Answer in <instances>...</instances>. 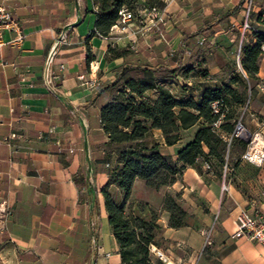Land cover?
<instances>
[{"label": "crops", "instance_id": "1", "mask_svg": "<svg viewBox=\"0 0 264 264\" xmlns=\"http://www.w3.org/2000/svg\"><path fill=\"white\" fill-rule=\"evenodd\" d=\"M0 3L16 25L2 31L0 47V264H121L100 193L108 174L102 169L107 139L99 111L110 100L109 92L101 91L122 62L106 61L104 54L109 45L131 38L133 29L114 28L108 37L88 39L95 28V0ZM182 35H177L180 40ZM258 77L264 80V57ZM89 81L100 87L89 88L84 83ZM257 109L261 119L256 126L264 137V105ZM255 111L252 106L247 110ZM154 134L162 153L180 166L178 147L165 146L160 132ZM240 156L233 152L230 159ZM80 169L93 175L99 217L91 212L93 193L88 197L73 181ZM231 172L230 166L227 180H220L186 168L168 187L180 193L198 226L168 228L163 212L164 252L176 264H264V247L236 236L241 211L264 215V163L240 161ZM139 183L144 195L158 193L155 206L160 209L161 190L153 191L144 181L134 182L131 199L147 201L133 197ZM205 231L211 236L208 246Z\"/></svg>", "mask_w": 264, "mask_h": 264}, {"label": "trees", "instance_id": "2", "mask_svg": "<svg viewBox=\"0 0 264 264\" xmlns=\"http://www.w3.org/2000/svg\"><path fill=\"white\" fill-rule=\"evenodd\" d=\"M245 0L233 9L220 10L208 24L195 32L183 34L180 43L188 38L202 35L212 30L216 24L236 16ZM98 5L94 30L89 34L108 37L118 20L121 8L131 7L135 0H95ZM158 3L163 6L162 2ZM253 28V27H252ZM255 43L241 45L240 66L233 65L226 80L217 81L210 76V84L201 83L198 97L182 96L177 98L171 91L177 77L188 79L194 72V63L182 65L181 59L170 62L152 63L135 55L131 46L109 45L104 54L106 61L122 59L114 70V80L103 91H108L110 100L99 111V123L106 136L102 145L103 163L108 180L100 189L104 208L112 236L118 244L121 264H152L151 248L156 245L155 238L162 237L163 227L158 224V214L147 203L131 199L132 188L136 180L144 181L154 191L171 187L182 177L186 168L194 169L199 175L214 174L222 180L224 166H231L234 172L240 162L230 159L239 147L242 154L247 143L234 138L228 144L216 134L213 124L221 119L220 130L230 135L235 128L240 111L249 107L256 92L251 86L257 81L260 62L264 57V33L253 29ZM196 53V57L200 53ZM88 55V64L92 61ZM182 70V73H180ZM203 78H207L204 73ZM217 107V113L214 112ZM159 131L163 144L167 147L177 146L180 166L171 161L170 156L161 151V144L155 136ZM191 132L185 139L184 134ZM208 166V168H205ZM93 175L88 169H80L73 181L89 197L93 193L91 212L99 217L97 202L98 191L93 184ZM180 193L165 195L161 210L167 213V227L180 229L189 226L191 219L183 207Z\"/></svg>", "mask_w": 264, "mask_h": 264}, {"label": "rangeland", "instance_id": "3", "mask_svg": "<svg viewBox=\"0 0 264 264\" xmlns=\"http://www.w3.org/2000/svg\"><path fill=\"white\" fill-rule=\"evenodd\" d=\"M158 1L162 2L160 0H135L131 7H126L132 13L133 18L130 22L126 23L125 27L130 26L133 29L131 31L133 35L129 39H122L119 44L120 47L130 45L136 53L135 55L149 60L152 63L158 61L167 63L171 61V58L176 61L181 59L183 66L191 62L194 63V72L189 74L188 79L179 76L173 81L172 85L169 84L172 93L177 98H181L182 96H193L197 98L199 85L201 83L210 84V76L214 77L213 79L217 81L226 80L233 65L237 66L235 53L240 43L241 45L242 43L253 45L256 41L254 33L243 31V6H240L236 16L224 20L221 24L214 25L211 31L206 30L198 37L188 38L183 43H180V37L177 36L178 33L189 35L200 27L205 26L220 10L233 9L239 5L240 0H175L167 12L165 11L166 4L162 2L163 6H161ZM152 7H155L157 10L158 14L156 18L148 16V10ZM250 21L253 29L257 32L264 33V0H254V8L250 16ZM119 44L115 45L119 46ZM198 48L201 52L196 57ZM262 49H264V46H262ZM217 69H219V72L212 74ZM180 73H182V70H180ZM204 73L207 78H203ZM256 79L257 81L251 83V86L255 88L256 92L249 105V107L252 106V109L256 111L248 113L247 110L249 107H247V110L244 108L240 111L238 119L242 117V124L246 130L253 134V136L258 134L259 141L264 142V137L259 134L258 127L256 126V123L261 119V117L259 118L257 116V108L264 105V90L258 88V85L261 84L258 73ZM246 134V131L242 132L240 138L242 141H245L243 136ZM190 135L191 132H187L184 134V138L187 139ZM234 149L236 154L237 152L241 153L239 147L234 146ZM102 169L107 170L108 166L103 165ZM143 189L144 185L139 183L136 186L133 197L139 199L144 196L147 198L146 202L140 200H136V202L139 204L147 203V206L158 214L160 220L158 224H161V221L164 219V213L161 208H156L159 200L158 193L151 192L149 195H144ZM175 193L169 188L161 189L163 197L167 194L174 195ZM192 217L189 221V226L195 229L198 226L192 220ZM206 238H208L209 242L211 241L210 232L208 231L204 233V239L206 240ZM155 244L154 247L157 251L163 253L170 259V262L175 263L164 252L165 241L163 236L161 237L160 234L157 235ZM156 253V251H150L151 263L167 264Z\"/></svg>", "mask_w": 264, "mask_h": 264}, {"label": "built area", "instance_id": "4", "mask_svg": "<svg viewBox=\"0 0 264 264\" xmlns=\"http://www.w3.org/2000/svg\"><path fill=\"white\" fill-rule=\"evenodd\" d=\"M164 2L166 5L172 3L175 0H160ZM208 1V0H206ZM254 8V0H245L243 4V22H242V28L243 31H249L253 32V28L251 26L250 16L253 12ZM157 10L155 7H152L148 10V16L151 18L157 17ZM133 18V15L130 11H128L126 8H121L118 11V20L116 24L113 26L112 29L117 30H123L126 26V23L130 22ZM160 19V18H159ZM161 20V19H160ZM16 29L15 22L11 18V12L9 9L2 3H0V47L3 45L2 43V31L3 30H14ZM240 52H241V43L235 53V60L238 66L240 62ZM80 79L84 80V77L81 76ZM86 85H88L91 89H96L100 87V84L95 81H89L84 82ZM258 88L260 90H264V80H261V84L258 85ZM250 103L248 101L247 105ZM247 110V106H246ZM214 112L217 113V107L214 106ZM220 124L221 119H219L216 123L213 124L214 131L216 134L221 135V137L230 144L231 141L234 138H241V132L244 130L247 132L245 136H243L244 140L247 142V147L245 151L240 156V161L249 163L255 166H260L262 163H264V144H260L258 141V134L253 136L242 124V117L238 119L236 122L234 131L227 135L223 133L220 130ZM16 135H12V137H15ZM205 168H208V166H205ZM228 171V168L224 166V174ZM223 188H225L223 186ZM237 224V232L236 236L238 237H245L250 241H254L258 244H260L262 247H264V215L260 214L258 211L254 210L253 212L249 211H241L236 219ZM210 242L208 241V238L205 240V245H209ZM157 252V256L166 262L167 264H175L170 262V259H168L163 253L160 251H157L156 248L153 246L151 248V252Z\"/></svg>", "mask_w": 264, "mask_h": 264}, {"label": "bare ground", "instance_id": "5", "mask_svg": "<svg viewBox=\"0 0 264 264\" xmlns=\"http://www.w3.org/2000/svg\"><path fill=\"white\" fill-rule=\"evenodd\" d=\"M243 131H244V130H243ZM243 131H242V132H243ZM242 132H241V133H242ZM258 139H259V138H258ZM259 143H264V142H262V141H259Z\"/></svg>", "mask_w": 264, "mask_h": 264}]
</instances>
